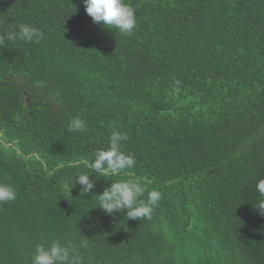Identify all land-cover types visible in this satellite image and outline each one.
<instances>
[{
	"label": "trees",
	"instance_id": "obj_1",
	"mask_svg": "<svg viewBox=\"0 0 264 264\" xmlns=\"http://www.w3.org/2000/svg\"><path fill=\"white\" fill-rule=\"evenodd\" d=\"M130 35L93 22L83 0H0V264L37 245L87 243L83 264H264V0H126ZM79 117L86 132H69ZM113 131L148 191L152 218L106 214L85 165ZM71 165V166H70ZM80 172L96 181L81 193ZM147 201V191L141 197Z\"/></svg>",
	"mask_w": 264,
	"mask_h": 264
},
{
	"label": "clouds",
	"instance_id": "obj_2",
	"mask_svg": "<svg viewBox=\"0 0 264 264\" xmlns=\"http://www.w3.org/2000/svg\"><path fill=\"white\" fill-rule=\"evenodd\" d=\"M83 3L94 23L123 35L133 33L137 23L136 9L126 0H83ZM43 35L39 28L21 24L18 31H10L5 36H0V42L5 39L7 41L19 39L39 43ZM67 130L86 132L87 124L83 119L76 117L71 119ZM127 139L126 133L113 131L107 149L95 151L91 160L81 159L76 162L75 166L79 168L85 165L96 174L97 179H106L125 173L129 178L113 181L110 187L96 195L99 208L108 215L126 212L127 219H151L154 208L158 207L161 193L156 190L148 191L129 171L135 167L136 161L132 155L121 150L122 142ZM91 176L86 172H80L76 177L75 185L82 186L81 193L84 195L95 188L96 181L91 179ZM256 190L261 199L254 204V207L264 214V179L257 182ZM146 191L147 201L145 202L141 197ZM16 198L15 189L9 184L0 182V204L14 201ZM87 247L85 242L65 244L60 240H53L47 247L42 244L36 246L31 264H83L81 249Z\"/></svg>",
	"mask_w": 264,
	"mask_h": 264
}]
</instances>
